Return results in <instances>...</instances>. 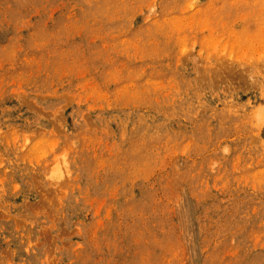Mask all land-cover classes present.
Listing matches in <instances>:
<instances>
[{"label":"rangeland","instance_id":"1","mask_svg":"<svg viewBox=\"0 0 264 264\" xmlns=\"http://www.w3.org/2000/svg\"><path fill=\"white\" fill-rule=\"evenodd\" d=\"M0 264H264V0H0Z\"/></svg>","mask_w":264,"mask_h":264}]
</instances>
